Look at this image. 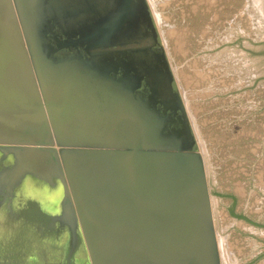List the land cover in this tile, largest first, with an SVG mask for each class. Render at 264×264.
I'll return each instance as SVG.
<instances>
[{"label": "water", "instance_id": "obj_1", "mask_svg": "<svg viewBox=\"0 0 264 264\" xmlns=\"http://www.w3.org/2000/svg\"><path fill=\"white\" fill-rule=\"evenodd\" d=\"M0 264H222L148 0H0Z\"/></svg>", "mask_w": 264, "mask_h": 264}, {"label": "rangeland", "instance_id": "obj_2", "mask_svg": "<svg viewBox=\"0 0 264 264\" xmlns=\"http://www.w3.org/2000/svg\"><path fill=\"white\" fill-rule=\"evenodd\" d=\"M148 3L204 160L221 262L264 264V0Z\"/></svg>", "mask_w": 264, "mask_h": 264}, {"label": "trees", "instance_id": "obj_3", "mask_svg": "<svg viewBox=\"0 0 264 264\" xmlns=\"http://www.w3.org/2000/svg\"><path fill=\"white\" fill-rule=\"evenodd\" d=\"M230 214H231V215H234V216H235L236 218H238V219H243V220L249 221V220H247L245 217H243V216H241V215H235L234 212H233V208L230 209ZM249 222H250V221H249ZM251 223H253V222H251ZM253 224H255V223H253Z\"/></svg>", "mask_w": 264, "mask_h": 264}, {"label": "flooded vegetation", "instance_id": "obj_4", "mask_svg": "<svg viewBox=\"0 0 264 264\" xmlns=\"http://www.w3.org/2000/svg\"><path fill=\"white\" fill-rule=\"evenodd\" d=\"M260 46L262 47L261 49V51H264V41L262 42V43H260ZM248 220V219H247ZM246 221V220H245ZM248 223H251V222H249V221H247Z\"/></svg>", "mask_w": 264, "mask_h": 264}]
</instances>
